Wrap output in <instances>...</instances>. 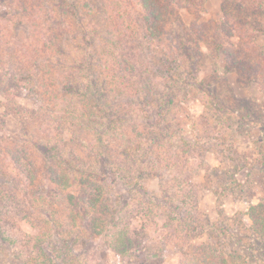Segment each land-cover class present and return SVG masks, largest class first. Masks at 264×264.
<instances>
[{
	"label": "trees",
	"instance_id": "16d2710c",
	"mask_svg": "<svg viewBox=\"0 0 264 264\" xmlns=\"http://www.w3.org/2000/svg\"><path fill=\"white\" fill-rule=\"evenodd\" d=\"M103 2L102 13L91 16V12L96 10H92V0H0L1 6L10 8L6 14H0V21L3 22L0 23V86L7 83L3 90L0 89V94L5 97V94L11 95L9 82L21 87L23 83L25 87L37 84L39 91L49 99L67 100L63 106L64 113L69 120H74L72 126L79 132L87 134L89 129H95L90 123L97 124L102 119L104 130H97L95 140L103 143V151L109 146L104 141L109 132L121 144L118 158L133 170L140 174L147 170L150 178L161 180L163 173L170 171L168 173L175 182L181 206L173 203L171 191L162 190L160 195L149 197L145 211L148 218H157L161 213L169 236L176 239L179 227H176L175 221L184 226L199 216L197 196L202 186L197 178L203 172H210L211 176L213 170L205 168L206 164L199 166L198 157L204 158L211 151L208 145L211 147L214 144H210V139L221 145L228 143L224 146L228 147L227 153H231V156H226L227 159L239 163L231 174L233 185L242 188L234 176L241 167L248 170V177L264 171V134L258 138L252 135L253 149L241 142L239 149L244 157L232 158L239 152V149L233 150L238 141L235 135H245L242 125L236 127L237 121L246 122L248 117L253 118L257 122L247 125L264 133V118L261 116L264 100L257 109L246 100L234 98L229 91L225 98L220 99L213 83L223 82L227 87V82L216 73L206 82L199 81L205 48L209 58L221 57L228 74L235 73L243 84L246 81L255 85L264 99V0H222L224 18L220 23L203 19V0ZM195 93L208 95L212 106L219 111V123L233 121L222 137L215 136L208 128L202 129L204 124L198 123L201 120L209 126L212 118L208 116L215 110L212 107L201 117L191 114L186 118L177 116L175 105L178 98L187 100ZM228 97L234 103L226 100ZM135 98H141L145 106H135ZM77 109L83 111V116ZM135 112L142 119L137 124L131 116ZM236 112L241 115L237 117ZM86 117L89 120L82 124ZM180 125L191 129L195 137L193 141L181 139ZM139 131H142L140 137L145 140L137 138ZM78 141L83 147L82 140ZM34 143L35 140L31 139L28 145L34 147ZM65 146L60 137L52 147H45L46 158L43 161L50 175L49 180L57 194L62 193L65 200L71 198L74 201L70 210L72 215L67 217L74 225L77 217L91 235H105L111 208L101 188L104 185L98 180L100 176L91 173L80 162L74 163L65 158ZM4 152L11 155L19 174L28 182L25 195L38 199L33 192L38 180L37 162L31 149L19 144L6 147ZM211 152L220 155L214 150ZM224 152L226 150L221 151ZM250 156L252 158L248 161ZM135 177L136 174H133L127 179L133 181ZM247 189L252 191L250 197L253 199V190ZM217 191L213 193L218 196ZM76 193L81 194L80 199L74 197ZM2 194L0 191V196ZM57 194L50 190L46 196L40 195L45 200L49 198V210L53 212ZM247 202L250 204L249 217L255 240L264 241V201L258 204L252 200ZM186 205H191L192 214L182 213L188 207ZM18 217L25 219L24 215ZM70 227H73L72 224ZM225 231L222 229V232ZM130 234L122 227L114 228L107 239H111L113 251L123 256L125 254L119 250L133 251L134 238L139 239L141 235ZM8 237L10 235L7 236L6 230H0L1 241L8 242ZM237 237L242 244L241 252L250 247L247 245L250 243L247 240L249 236L244 230H239ZM201 248L203 264H239V260L241 264L247 263L237 249L226 254L221 247V250L205 245Z\"/></svg>",
	"mask_w": 264,
	"mask_h": 264
},
{
	"label": "rangeland",
	"instance_id": "374dc122",
	"mask_svg": "<svg viewBox=\"0 0 264 264\" xmlns=\"http://www.w3.org/2000/svg\"><path fill=\"white\" fill-rule=\"evenodd\" d=\"M203 1L205 3L203 19L220 23L224 18L221 7L222 0ZM92 2L94 3L92 10L94 8L96 10L91 12V16H97V12L101 14V9L104 10L103 0H92ZM9 10V6H1L0 3V14H6ZM0 23L3 24L2 21ZM3 32L5 33V30ZM0 34H2L1 31ZM68 48L70 49V46ZM203 53L205 58L200 65L199 81L205 80L206 82L213 74L216 73L217 76L219 74L227 82V87L223 82L213 83L218 89L216 94L220 99L225 98L229 91L234 98L241 101L246 100L255 108H260L264 99L255 85L247 84L246 81V84H243V81L235 73L228 74L224 69L221 57L218 59L209 58L205 48H203ZM9 84L11 95L5 94V97L0 94V182L2 183L0 188H3L0 189L3 192L0 196V230L1 232L6 230L7 236L10 235V237L6 243L0 240V264H203V248H201L203 245L207 248L213 246L218 250H221L219 249L221 247L226 254L236 249L241 252L242 244L237 237L239 230H244L245 235L249 236L247 240L250 243L247 245L250 247L241 252L247 259L245 264H264V241L255 240L252 221L249 217L250 204L247 202V200H252L254 204H258L260 201H264V171L260 170V173H254L248 177V170L241 167V170H237L234 176L242 188L233 185L231 174L233 170H236L233 169L234 166L239 163L227 159L226 156L231 153H227L229 152L228 147L224 146H228V143L221 145L215 141L211 142L210 139V144L214 145L211 147L208 145V148L220 155L208 151L209 153L204 158L198 157L199 166L202 167V164H206L205 168L210 167L213 171L211 176L210 172H203L197 178L202 186L197 196L199 216L195 221L186 223L184 226H179L175 221L179 231L176 239H173L171 235L169 236L168 228L165 227V219L161 217V213L157 218H148L145 211L149 197L160 195L162 190L171 191L173 203L178 207L181 206V198L175 192V182L172 181L173 178L168 173L170 171L163 173L162 180L150 178L147 175V170L140 174L118 158V150L121 148L118 138H113L109 132L106 133L104 141L106 146L109 145L106 151H103V143H98L95 140L98 131L104 130L102 119L97 124L90 123L95 128L94 130L89 129L87 134L81 133L72 126L75 124L74 120H69L64 113L63 106L67 104V100L61 102L49 99L39 91L37 84L26 87L25 83H23V87L11 85L12 82ZM6 85L7 83H4L0 89L3 90ZM159 89L162 90V86L159 85ZM178 99L175 110L179 118H186L188 114L201 117L207 113L210 107L215 109L211 111V116H208V118H212L209 126L201 120L198 121L199 124H204L202 129L208 128L215 136L222 137L230 124H233V121L228 122L229 124L219 123V111L216 109L217 107L212 106L213 102L208 98V95L203 93L196 95L195 93L187 100ZM226 100L234 103L231 97ZM134 102V105L139 108L145 106L141 98L139 100L135 98ZM154 106L156 108L157 105ZM77 112L83 116V111L77 109ZM239 115L241 114L236 112V116ZM131 116L135 124L142 121L141 116L136 112L134 116ZM261 116L264 118V111ZM87 120H89L87 117L83 119L82 124H86ZM256 122L257 120L248 117L246 122L237 121L235 123L238 124L236 127L243 126L245 135H235L238 141L235 142L233 150L239 149L241 142L249 149L254 148L252 135L258 138L264 134L247 125ZM178 128L181 132V139L188 141L195 139L189 127L180 125ZM217 131L218 133H215ZM141 132L139 131L137 138L140 137ZM60 137L63 138L66 145L63 153L65 158L74 163L80 162V165H84L91 173L100 176L98 180L104 185L101 188L107 196L106 200L111 208L107 216L110 223L105 235H91L87 231V227L77 217H75L74 225V222L67 218L72 215L70 210L74 206V201L71 198L65 200L62 193L58 192V195L54 184L49 180L50 175L47 173L43 161L46 158L45 147H52ZM31 139L35 140L34 147L28 145L31 143ZM77 139L82 140L83 147L82 143L77 142ZM140 140L145 139L140 137ZM175 141L174 137L173 142ZM19 144L29 147L37 162L38 183L36 182L33 187V192H36L35 195L37 194L38 199L25 195L28 182L23 178V175L19 174L11 161V155H6L4 152L6 147ZM223 150H226V153H221ZM238 151L236 155H232V158L244 157L241 149ZM73 156L76 159H71ZM249 158L248 161L252 156ZM23 166L27 171L29 170L26 164ZM133 174H136L133 181L128 180L127 177H132ZM83 176L86 178V175ZM247 188L253 190V199L250 197L252 191ZM50 190L57 194V199L53 202L55 212L49 210L51 206L48 203L49 198L45 200L40 196H46ZM215 190H218V196L213 193ZM31 194L33 195V193ZM80 196V193L74 195L78 199ZM163 206L167 210L169 209L168 206ZM190 206L182 213L192 214ZM23 215L25 219H19L18 216ZM68 222L73 227H70ZM111 224L113 225L111 226ZM114 224L117 225L114 226ZM117 226L128 230L131 236L141 235L139 239L138 237L134 238L133 251L129 252L128 249V253H126L127 251H118L124 253V256L113 251L111 239L107 240ZM211 229H215V231H211ZM222 229L227 231L222 232ZM84 241H86V245H84ZM252 248L256 251H253ZM239 264H241L240 260Z\"/></svg>",
	"mask_w": 264,
	"mask_h": 264
}]
</instances>
